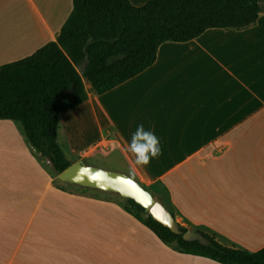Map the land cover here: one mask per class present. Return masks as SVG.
I'll list each match as a JSON object with an SVG mask.
<instances>
[{"label": "crops", "instance_id": "0c3cea01", "mask_svg": "<svg viewBox=\"0 0 264 264\" xmlns=\"http://www.w3.org/2000/svg\"><path fill=\"white\" fill-rule=\"evenodd\" d=\"M128 1L141 7L149 0ZM71 11L72 0H0V66L55 42ZM85 82L87 100L60 117L57 131L63 143L85 148L73 150L72 163L117 152L140 186L163 191L158 201L178 225L228 248H264V12L245 29L163 43L152 66L103 95ZM141 124L162 150L147 166L136 165L128 150ZM0 134V148L16 162V126L0 121ZM36 171L44 190L67 200L72 212L46 236L36 231L34 203H21L28 214L19 218L16 202L7 201L0 219L18 221L19 236L0 249V264H219L162 243L114 200L69 195L54 176ZM22 194L24 202L34 191Z\"/></svg>", "mask_w": 264, "mask_h": 264}, {"label": "trees", "instance_id": "16d2710c", "mask_svg": "<svg viewBox=\"0 0 264 264\" xmlns=\"http://www.w3.org/2000/svg\"><path fill=\"white\" fill-rule=\"evenodd\" d=\"M262 12L264 0H149L141 7L128 0H72L55 42L0 66V121L19 123L32 150L59 175L73 164L56 139L60 117L87 100L85 81L103 95L152 66L163 43H187L209 29H245ZM124 208L181 254L219 264H264V248H228L199 231L204 244L187 241L186 228L170 232L132 200Z\"/></svg>", "mask_w": 264, "mask_h": 264}, {"label": "rangeland", "instance_id": "374dc122", "mask_svg": "<svg viewBox=\"0 0 264 264\" xmlns=\"http://www.w3.org/2000/svg\"><path fill=\"white\" fill-rule=\"evenodd\" d=\"M4 122L12 123L16 126L17 139H14L17 140V142L13 143V149L15 153H17L16 157L18 158L16 162L10 161L8 159L6 150H2L0 148V207L4 208L8 203L7 201L16 202L14 203V205L20 208V210H18L20 211L18 214L19 218H23L25 217V215L27 216L28 211L21 209L23 207L21 206V203H34L33 217L37 233L42 231V234H46V236H48L49 230L63 228V216L66 213L72 212V208L71 206L69 208L67 200H64L60 197H51L53 192L44 190L46 184L42 180L43 174L39 171H36L37 167L41 168V170H43L47 177L54 176L57 189L61 190L64 193L78 197L91 196L104 199H112L115 202L119 203L121 206H126V199H122L118 194L106 193L88 188H81L79 186L70 185L59 181L58 175L54 172L49 161L45 158L40 157L29 146L23 134L21 125L13 121ZM2 135L3 134H0V144L3 141ZM56 139L58 144L62 148L66 158L70 162L76 161L77 155L73 152L74 149H78L81 154L85 151L83 144L79 141L75 146H69L68 144L63 143L62 139L58 135ZM90 155H92L91 152L84 157V160H86V158ZM30 159L31 161H29ZM82 163L87 166H93L102 170L122 173L136 181L134 177L127 171L124 159L117 152L105 154L104 152L99 151L93 156L91 160ZM36 172L37 176H34ZM32 178L34 179V181ZM28 189H32L34 191V195L29 198L28 201L21 202V197L23 196L22 192H26ZM146 190L157 201L159 199L164 201L165 197L163 195V191L155 188H149ZM39 195H41L42 201L38 202L37 196ZM162 201L158 202L166 210H168V208ZM15 206L10 207L9 211H16L13 210V208H16ZM26 206L28 207L29 205ZM2 208H0V211ZM13 214L16 215L17 213ZM19 225L20 224H18V221H16L15 219H0V249L6 248L9 244L14 243L15 238L19 236L17 233L19 230ZM13 254L14 253H11L10 255L13 256Z\"/></svg>", "mask_w": 264, "mask_h": 264}, {"label": "water", "instance_id": "95a60500", "mask_svg": "<svg viewBox=\"0 0 264 264\" xmlns=\"http://www.w3.org/2000/svg\"><path fill=\"white\" fill-rule=\"evenodd\" d=\"M83 69H81V73ZM58 180L70 185L118 194L122 199L132 200L141 206L151 218L174 234H179L178 224L172 214L166 210L147 190L136 181L122 173L87 166L82 162L73 163L58 175ZM187 241L205 243L195 232L183 235Z\"/></svg>", "mask_w": 264, "mask_h": 264}, {"label": "clouds", "instance_id": "9594fccd", "mask_svg": "<svg viewBox=\"0 0 264 264\" xmlns=\"http://www.w3.org/2000/svg\"><path fill=\"white\" fill-rule=\"evenodd\" d=\"M128 150L138 166H147L153 158H158L162 154L159 138L154 132L145 130L143 124L132 134Z\"/></svg>", "mask_w": 264, "mask_h": 264}]
</instances>
